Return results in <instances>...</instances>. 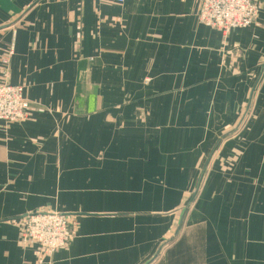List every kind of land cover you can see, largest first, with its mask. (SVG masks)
<instances>
[{
  "label": "crops",
  "instance_id": "0c3cea01",
  "mask_svg": "<svg viewBox=\"0 0 264 264\" xmlns=\"http://www.w3.org/2000/svg\"><path fill=\"white\" fill-rule=\"evenodd\" d=\"M199 11L0 0V83L28 101L0 121V264H145L178 228L152 264H264V1L228 35ZM41 212L73 223L58 255L18 245Z\"/></svg>",
  "mask_w": 264,
  "mask_h": 264
},
{
  "label": "built area",
  "instance_id": "2783aa9c",
  "mask_svg": "<svg viewBox=\"0 0 264 264\" xmlns=\"http://www.w3.org/2000/svg\"><path fill=\"white\" fill-rule=\"evenodd\" d=\"M124 3L125 0H114ZM198 25L214 29L224 35L234 30L250 29L257 25L264 0H199ZM16 30L8 37L11 41L3 57V64L9 65L15 54ZM28 101L24 87L0 83V121L21 124L27 117ZM73 223L66 215L57 212L29 214L22 219L21 237L18 245L34 246L41 256H55L61 253L74 238Z\"/></svg>",
  "mask_w": 264,
  "mask_h": 264
},
{
  "label": "water",
  "instance_id": "95a60500",
  "mask_svg": "<svg viewBox=\"0 0 264 264\" xmlns=\"http://www.w3.org/2000/svg\"><path fill=\"white\" fill-rule=\"evenodd\" d=\"M187 207L184 211H186ZM185 213V212H184ZM179 228L158 248L156 254L148 260L145 264H152L161 254L162 250L173 240V238L178 234Z\"/></svg>",
  "mask_w": 264,
  "mask_h": 264
}]
</instances>
